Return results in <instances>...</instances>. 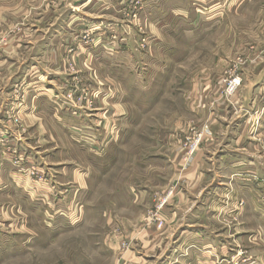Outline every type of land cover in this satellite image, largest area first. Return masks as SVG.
Returning <instances> with one entry per match:
<instances>
[{
    "label": "rangeland",
    "instance_id": "1",
    "mask_svg": "<svg viewBox=\"0 0 264 264\" xmlns=\"http://www.w3.org/2000/svg\"><path fill=\"white\" fill-rule=\"evenodd\" d=\"M101 1L113 7H109L107 17L114 15V7L119 4L120 13H115L134 42L130 48L124 44L114 61L104 60L101 72L90 63V69L69 74L66 85L72 86L74 77L80 76L95 88L106 89L109 96L105 99H111L110 104L104 101L106 111L114 109L112 95H116L115 107L123 112L116 126L117 136L104 132L100 135L104 144H69V165L88 170L86 184L73 191L77 199L72 197L67 202V192L61 198L63 204L22 205L21 213L15 206L4 207L6 211L3 208L0 264H196L195 258L201 254L191 248L175 251L170 240L163 237L168 199L193 165L194 157L198 158L210 142L215 143L212 139L216 132L225 130L216 122V101L228 109L238 106L235 97L242 86L241 71L264 56V0H239L238 4L236 0L232 5L235 9L225 12L219 22L210 19V0H188L191 5L184 25L180 16L175 18L176 13L166 11L168 4H164L160 6L165 7L164 13L160 11L159 16L169 21L154 29L141 14L148 0ZM98 3L89 1L92 9ZM87 32L80 43L94 51L96 35L90 31L86 38ZM104 35H108V43L115 41L108 29ZM70 62L73 65L70 59L67 64L72 70ZM230 73L239 77L241 84L227 95L224 80ZM215 86L220 88L218 92ZM204 89L203 106L198 107L199 92ZM210 96H214L213 102ZM259 97L264 99V85ZM236 114L240 116L239 125L228 126L226 132L237 130L241 136L250 131L254 137L264 119V106L246 116L238 107ZM15 115L8 114L6 121L26 131ZM241 115L249 118L246 124ZM203 128L208 134L187 161L184 146L193 132ZM177 153L180 167L174 176L170 166ZM260 155L264 160L263 147ZM200 157L203 164L213 160ZM213 225L219 228L217 234L239 248L233 254L214 255L213 264H227L237 253H243L253 264H264V236L260 231H248L251 233L238 239L237 244L221 220Z\"/></svg>",
    "mask_w": 264,
    "mask_h": 264
},
{
    "label": "crops",
    "instance_id": "2",
    "mask_svg": "<svg viewBox=\"0 0 264 264\" xmlns=\"http://www.w3.org/2000/svg\"><path fill=\"white\" fill-rule=\"evenodd\" d=\"M89 1L99 3L92 9ZM234 1L210 0V19H220L225 12L235 9ZM164 4H168L167 12L176 13L174 17L180 16L186 24L191 5L188 0H148L141 14L149 20L150 27L153 24L154 29L169 21L159 16L160 11L164 13L165 7L160 8ZM109 7L113 8L101 0H56L55 4L52 0H0V215L4 216L6 206H15L21 213L22 205L61 202L67 192V202L72 197L77 199L73 191L78 192L86 184L88 170L69 165V144H104V132L121 122L123 112L115 107L116 95H112L113 110L104 109V101L109 100L110 104L111 100L105 99L109 96L106 93L96 102V111L92 113L78 111L63 99L69 74L90 69V63L101 72L104 60L114 61L124 44L127 48L133 44V36L126 32L115 13H120L119 4L111 17H107L111 13ZM107 29L115 35V41L108 43V35H104ZM87 30L96 35L94 51L85 50L80 43ZM69 59L74 65L72 70L67 64ZM241 76L242 86L235 97L238 106L228 109L216 101V122L225 130L216 132L212 139L215 143L210 142L198 158L194 157L190 170L168 199V224L163 237L170 240L168 243L175 251H200L196 264H213L214 255L220 257L239 250L217 234L219 228L213 225L217 219L230 229L234 243L239 244L238 239L247 237L251 233L248 231L254 229L264 236V160L260 155V148H264V119L254 137L250 131L241 136L237 130L226 132L228 126L239 125L238 107L246 116L264 106V99L259 97L264 85V56L255 65L243 68ZM219 89L215 86L214 91ZM205 92H199L198 107L203 106ZM210 97L213 102L214 96ZM10 113L16 114L26 131L6 121ZM241 118L246 119L244 124L249 121L243 115ZM178 154L170 166L174 176L180 167ZM201 155L213 160L203 164ZM16 160L20 166L14 164ZM30 169H35L43 180L27 175Z\"/></svg>",
    "mask_w": 264,
    "mask_h": 264
},
{
    "label": "built area",
    "instance_id": "3",
    "mask_svg": "<svg viewBox=\"0 0 264 264\" xmlns=\"http://www.w3.org/2000/svg\"><path fill=\"white\" fill-rule=\"evenodd\" d=\"M90 31L85 35L88 38ZM88 39H86V45H88ZM85 50H88L85 46ZM226 87V94L231 95L235 90L240 86L241 79L237 76H234V73H230L228 79L224 80ZM105 96V92L96 90L95 87H92L88 81H85L84 78L74 77L73 85L66 87L63 93V99L69 103L73 108L92 113L96 111V102ZM11 121V120H10ZM12 122V121H11ZM118 128L111 126L108 134L113 138L117 136ZM208 131L206 128L201 129V131L193 132V137L187 140L185 144V149L187 150L186 160L190 161L193 154L196 152L197 148L200 146L202 140L205 138ZM16 166H20L19 160L14 162ZM32 178H37L38 181L43 180L42 177L37 173L35 169H30L28 174ZM167 199V198H166ZM164 200V202L166 201ZM55 204L57 201L54 202ZM223 262V261H221ZM227 264H253L249 258H245L243 253H237L231 260L227 261Z\"/></svg>",
    "mask_w": 264,
    "mask_h": 264
}]
</instances>
